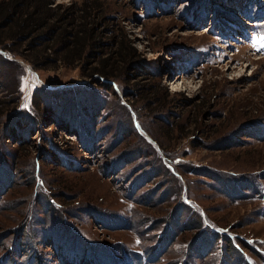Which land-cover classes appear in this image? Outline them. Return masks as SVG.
<instances>
[{"label":"rangeland","instance_id":"obj_1","mask_svg":"<svg viewBox=\"0 0 264 264\" xmlns=\"http://www.w3.org/2000/svg\"><path fill=\"white\" fill-rule=\"evenodd\" d=\"M49 1L103 47L0 35V264H264V0Z\"/></svg>","mask_w":264,"mask_h":264},{"label":"trees","instance_id":"obj_2","mask_svg":"<svg viewBox=\"0 0 264 264\" xmlns=\"http://www.w3.org/2000/svg\"><path fill=\"white\" fill-rule=\"evenodd\" d=\"M49 2V0H10L8 2H0V35H2V33L4 34V32H8V34H10L8 35V39L11 40L15 38H30L31 43L29 45H31L32 51L34 52L40 49L42 53L40 52V55H35L29 59L21 53H16V51L9 46L3 47V41H0V49L3 51H10L16 56H23L33 65L34 69H46V66L50 67V62H55L56 64L63 62L65 64L68 62V64L72 66L74 65L72 62L73 58L82 59L84 56H88L90 49H93V51H91L93 54L103 47L101 45L102 43L91 39L94 30L88 32L78 27L74 28V24H71V22L68 23V26H60L58 22L69 19L71 14L68 15L69 13H63V15L58 17V14L51 13L52 10L49 8ZM92 5L91 8H101V5L97 2ZM68 11H70V9ZM216 16L220 17L218 13H216ZM216 26L217 24L215 23L214 27L216 28ZM42 31L45 32L46 37L41 35ZM47 37L49 41L52 40L53 46H57L58 49H54V47L48 48L47 46L43 48L39 45L40 43L35 44L33 42H36L38 38L41 40ZM8 39L6 38V40ZM116 42L114 49H112L114 51L109 54V57L112 56L115 58L114 60L122 61L123 65L127 62L132 63L133 61L130 60L132 57L130 49L126 47L122 41ZM58 44H62L61 49H59ZM88 46L90 47L88 48ZM43 53H53L56 57L55 59H50ZM109 57L100 60L94 70L104 78H116L117 76L114 72L116 65L111 63V58ZM117 64L119 65V62Z\"/></svg>","mask_w":264,"mask_h":264}]
</instances>
